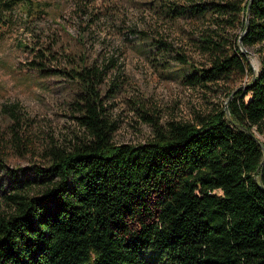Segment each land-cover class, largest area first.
<instances>
[{
	"label": "trees",
	"instance_id": "obj_1",
	"mask_svg": "<svg viewBox=\"0 0 264 264\" xmlns=\"http://www.w3.org/2000/svg\"><path fill=\"white\" fill-rule=\"evenodd\" d=\"M17 1L0 0V28L3 10ZM188 7L164 14L231 15L240 33L229 46L200 40L211 60L185 79L252 74L240 47L264 43V0ZM30 50L28 65L45 71L48 49ZM63 53L70 67L52 73L82 88L76 104L89 139L48 148L45 169L9 171L0 264H264V141L257 137L264 136V59L218 112L197 124L169 122L153 139L130 145L112 141L96 89L102 72Z\"/></svg>",
	"mask_w": 264,
	"mask_h": 264
},
{
	"label": "rangeland",
	"instance_id": "obj_2",
	"mask_svg": "<svg viewBox=\"0 0 264 264\" xmlns=\"http://www.w3.org/2000/svg\"><path fill=\"white\" fill-rule=\"evenodd\" d=\"M202 1L207 0H18L3 10L0 211H7L2 193L14 181L9 171L45 169L48 148L72 149L89 139L76 104L82 88L64 73H52L70 67L64 63L63 51L102 72L96 89L103 116L113 125L115 144L145 143L169 122L197 124L224 108L258 72L264 43L240 47L252 74L188 82L185 76L192 69L206 67L211 60L200 40L209 36L229 46L240 33L239 25L231 24V15L171 18L164 14ZM30 48L48 49L43 50L45 71L28 65L35 59ZM257 137L264 141V136Z\"/></svg>",
	"mask_w": 264,
	"mask_h": 264
},
{
	"label": "water",
	"instance_id": "obj_3",
	"mask_svg": "<svg viewBox=\"0 0 264 264\" xmlns=\"http://www.w3.org/2000/svg\"><path fill=\"white\" fill-rule=\"evenodd\" d=\"M250 1H251V0H250ZM248 9H249V4H248V6H247V13H246V18H245V20H247V17H248ZM244 131H245L248 135L253 136V138H255V136H254L250 131H248V130H246V129H244Z\"/></svg>",
	"mask_w": 264,
	"mask_h": 264
}]
</instances>
